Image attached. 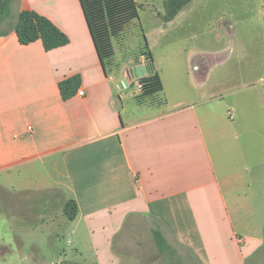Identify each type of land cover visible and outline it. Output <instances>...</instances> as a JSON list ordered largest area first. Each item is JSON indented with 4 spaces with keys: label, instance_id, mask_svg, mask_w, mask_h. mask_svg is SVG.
<instances>
[{
    "label": "crops",
    "instance_id": "crops-1",
    "mask_svg": "<svg viewBox=\"0 0 264 264\" xmlns=\"http://www.w3.org/2000/svg\"><path fill=\"white\" fill-rule=\"evenodd\" d=\"M24 9L48 17L70 41L46 50L41 40L20 43L15 30L0 36V191L5 198L16 197L6 201L16 215L29 221L61 220L66 202L74 199L78 213L69 218L71 234L83 226L89 236H102L100 264H118L106 236H119L125 225L131 231L142 222L150 224V231L159 227L175 249L189 251L197 264H247L260 254L264 234L237 228L229 208L228 195L243 182L220 179V143L207 135L210 120L239 123V115L199 106L212 99L178 101L169 110L158 108L155 98L144 104L134 99L138 106L126 107L140 92L139 78L156 71L151 59L140 55L123 75L107 73L80 0H13L11 16L0 29H9ZM245 56L234 66L247 75L246 89L259 92L251 106L255 117L241 114L240 124L264 128V77H256V62ZM229 59L213 53L197 60L193 76L198 87L221 76L215 68ZM74 75L81 77V85L65 100L59 82ZM134 82L138 87L132 94L128 88ZM228 103L235 112L238 100ZM147 105L155 111L137 114ZM259 173L262 186L241 202L242 210L259 208V191L264 203V172ZM57 196L62 203L55 201ZM4 247L0 264H48L38 253Z\"/></svg>",
    "mask_w": 264,
    "mask_h": 264
},
{
    "label": "rangeland",
    "instance_id": "rangeland-1",
    "mask_svg": "<svg viewBox=\"0 0 264 264\" xmlns=\"http://www.w3.org/2000/svg\"><path fill=\"white\" fill-rule=\"evenodd\" d=\"M136 1L139 16L127 25L122 35L114 39L115 54L107 67L108 73L123 75L140 55L147 54L149 48L153 67L159 72L164 85L160 92L150 97L161 104L158 108L169 110L178 101L194 104L212 99L211 102H201L199 106H209L215 114L226 108L225 113L239 115V123L224 120V125L223 121L210 120V133L207 135L211 142L215 139L220 143L219 154H216L220 179L229 176L243 182L242 185L235 183L234 194L228 195L235 225L239 229L258 230L259 234H264V203L260 200V191L257 210L240 208L241 202L247 196L251 197L252 190L262 186L259 179L263 177L259 171L264 172V128L240 124L244 120L241 114L246 116V113L252 112L251 117H255V109L251 111V106L255 107L259 89L247 90V75H240L238 67L234 66L235 59L246 53L245 60L256 62V77H264V0H192L172 19L167 17V0ZM213 53L231 59L227 65L217 66L215 73L221 76H213L201 89L194 80V65L197 60ZM137 87L134 82L128 92L133 94ZM250 94L253 104L249 103ZM134 99L136 96L132 97V105L127 102L125 106H136L138 103ZM230 100L239 102L235 112L229 108ZM154 111L147 105L137 114L143 116ZM236 132L240 135L237 139L234 136ZM2 194L0 191L1 249L7 246L12 251L18 248L27 254L38 253L41 261L48 264H68L70 261L100 264L97 248L102 236H89L83 226L79 233L72 235L74 224L65 212L61 220L29 221L18 217L15 206L6 203L7 199L14 200L16 197L8 194L5 198L6 195ZM18 198L25 200L30 196L21 195ZM55 201L62 203L58 196ZM241 216L244 217L243 223ZM106 237L111 239L109 250L118 264H197L189 251L179 247L173 259L164 258L155 246L147 222H142L131 231L125 225L119 236ZM17 239L21 242L19 247ZM247 264H264V250Z\"/></svg>",
    "mask_w": 264,
    "mask_h": 264
},
{
    "label": "trees",
    "instance_id": "trees-1",
    "mask_svg": "<svg viewBox=\"0 0 264 264\" xmlns=\"http://www.w3.org/2000/svg\"><path fill=\"white\" fill-rule=\"evenodd\" d=\"M192 0H167V17L174 18ZM13 0H0V26L11 16ZM90 33L92 35L99 58L108 73V65L112 61L114 39L122 35L127 25L139 16V4L136 0H80ZM15 30L20 43L30 44L41 40L46 50H52L69 43L68 35L63 32L48 17L29 9L21 10L16 23L10 24L9 29L1 30L0 36ZM148 47V44H146ZM143 53L142 55H144ZM147 58L152 60V53L148 48ZM140 92L136 101L142 104L146 99L160 92L164 85L159 72L139 78ZM81 85V77L74 75L59 82V89L63 99L73 97ZM64 212L70 219L78 213V205L74 199H69ZM152 237L158 252L164 258H174L176 249L169 243L159 227L151 228Z\"/></svg>",
    "mask_w": 264,
    "mask_h": 264
},
{
    "label": "water",
    "instance_id": "water-1",
    "mask_svg": "<svg viewBox=\"0 0 264 264\" xmlns=\"http://www.w3.org/2000/svg\"><path fill=\"white\" fill-rule=\"evenodd\" d=\"M141 69L142 68H140V66H135V68H134V70H136V71H140L141 72ZM142 74L140 73L138 76H141Z\"/></svg>",
    "mask_w": 264,
    "mask_h": 264
},
{
    "label": "built area",
    "instance_id": "built-area-1",
    "mask_svg": "<svg viewBox=\"0 0 264 264\" xmlns=\"http://www.w3.org/2000/svg\"><path fill=\"white\" fill-rule=\"evenodd\" d=\"M138 86L141 87V84L138 83ZM79 94H80V95H84V91H83V90H80V91H79Z\"/></svg>",
    "mask_w": 264,
    "mask_h": 264
}]
</instances>
